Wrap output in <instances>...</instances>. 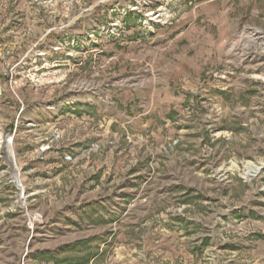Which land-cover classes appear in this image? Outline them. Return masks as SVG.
<instances>
[{
  "label": "rangeland",
  "instance_id": "374dc122",
  "mask_svg": "<svg viewBox=\"0 0 264 264\" xmlns=\"http://www.w3.org/2000/svg\"><path fill=\"white\" fill-rule=\"evenodd\" d=\"M0 143V264H264V0H0Z\"/></svg>",
  "mask_w": 264,
  "mask_h": 264
},
{
  "label": "built area",
  "instance_id": "2783aa9c",
  "mask_svg": "<svg viewBox=\"0 0 264 264\" xmlns=\"http://www.w3.org/2000/svg\"><path fill=\"white\" fill-rule=\"evenodd\" d=\"M18 171H19V169H18ZM3 172H4L3 174L5 176H6V174L10 173L9 181L10 182H14L16 184V186L18 187V192H17L18 193V203H19L20 206L22 205L24 207L25 204H21L19 202L21 199H23V201H24L25 200V196L27 195L26 191H25V188L23 187V185L21 183L22 182L21 181V177L19 179L20 181L16 182L15 179L13 178V175H12L11 171L9 172L8 170H3ZM19 174H20V171H19ZM24 214H25V216H24L25 223H27V226L31 228L30 235L33 234L34 228L38 224H40L41 222H44V221H49L42 212H36V213L33 214V216H29L27 213H24Z\"/></svg>",
  "mask_w": 264,
  "mask_h": 264
},
{
  "label": "bare ground",
  "instance_id": "6f19581e",
  "mask_svg": "<svg viewBox=\"0 0 264 264\" xmlns=\"http://www.w3.org/2000/svg\"><path fill=\"white\" fill-rule=\"evenodd\" d=\"M2 137V136H1ZM5 138L7 139V140H9L10 142H11V138L9 137V136H7V135H5ZM4 143V142H3ZM3 146V145H2ZM0 147H1V143H0ZM8 164H9V166H10V168H11V173H12V175H13V178L15 179V181L16 182H19L20 180V174H19V171H18V169L16 168V166H17V163H16V159H15V157L13 158V160L11 159V160H9V162H8ZM246 170H245V176L246 177H248V178H250V177H252V176H255V175H257V173L259 172V171H261V169H262V166H260V165H253V164H250V163H248L247 165H246ZM21 204H24V201H23V199H21L20 201H19ZM46 224V221H44V222H41L40 224H38L35 228H34V231H33V234L36 232V230L39 228V227H42V226H44ZM33 234L32 235H30V238L33 236ZM28 250V246L26 247V251Z\"/></svg>",
  "mask_w": 264,
  "mask_h": 264
},
{
  "label": "crops",
  "instance_id": "0c3cea01",
  "mask_svg": "<svg viewBox=\"0 0 264 264\" xmlns=\"http://www.w3.org/2000/svg\"><path fill=\"white\" fill-rule=\"evenodd\" d=\"M94 205H95V204H94ZM103 232H104V231H103ZM103 232H102V231H100V230H99V231H97V232H96V233H97V234H96L97 238H99V237H103V236H99V235H98V234H100V233H103ZM96 236H95V237H96Z\"/></svg>",
  "mask_w": 264,
  "mask_h": 264
}]
</instances>
